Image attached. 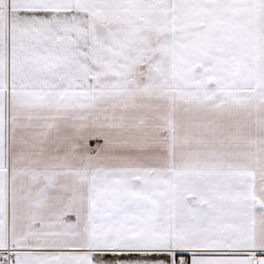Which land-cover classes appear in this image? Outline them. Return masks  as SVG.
<instances>
[{"label":"snow or ice","instance_id":"obj_1","mask_svg":"<svg viewBox=\"0 0 264 264\" xmlns=\"http://www.w3.org/2000/svg\"><path fill=\"white\" fill-rule=\"evenodd\" d=\"M0 264H264V0H0Z\"/></svg>","mask_w":264,"mask_h":264}]
</instances>
